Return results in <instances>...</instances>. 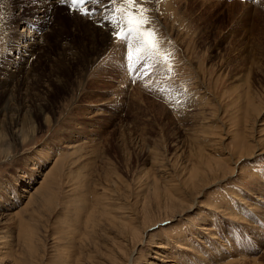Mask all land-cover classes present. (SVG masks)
I'll use <instances>...</instances> for the list:
<instances>
[{"label": "rangeland", "instance_id": "1", "mask_svg": "<svg viewBox=\"0 0 264 264\" xmlns=\"http://www.w3.org/2000/svg\"><path fill=\"white\" fill-rule=\"evenodd\" d=\"M1 1L0 98L34 131L10 141L7 96L0 264H264V0L146 2L156 54L119 0Z\"/></svg>", "mask_w": 264, "mask_h": 264}, {"label": "snow or ice", "instance_id": "2", "mask_svg": "<svg viewBox=\"0 0 264 264\" xmlns=\"http://www.w3.org/2000/svg\"><path fill=\"white\" fill-rule=\"evenodd\" d=\"M61 3L64 0H60ZM102 0H71L74 9L81 12L84 16H89L90 10L81 7L85 3L99 4ZM118 0H109L110 4H116ZM151 0H119L120 7L113 9L119 11L120 19L116 28L119 31L113 32L114 36H119L120 31L124 32L121 39L125 42L135 41L136 44L143 49L146 54H156L161 51L160 44L163 37L157 35V29L152 26L153 22L148 16L149 9L143 5ZM159 3L160 0H155ZM166 59L170 58V54H165ZM171 71V68L168 69ZM138 71V69H137Z\"/></svg>", "mask_w": 264, "mask_h": 264}, {"label": "bare ground", "instance_id": "3", "mask_svg": "<svg viewBox=\"0 0 264 264\" xmlns=\"http://www.w3.org/2000/svg\"><path fill=\"white\" fill-rule=\"evenodd\" d=\"M57 2H60V0H56ZM0 2H2L1 0H0ZM2 4V3H1ZM1 7V6H0ZM42 9V8H41ZM3 10V9H2ZM3 12V11H2ZM107 13V12H106ZM104 15V14H103ZM108 16V15H107ZM100 18V17H99ZM93 19V18H92ZM107 19H109V18H107ZM92 22V21H91ZM94 23V22H93ZM107 23V22H106ZM94 25V24H93ZM96 25H98V24H96ZM112 26V25H111ZM101 27V26H100ZM105 29H106V27H105ZM109 29V28H108ZM23 32V31H22ZM109 32H111V31H109ZM105 34H106V32H104ZM110 34V33H109ZM108 34V35H109ZM99 37V36H98ZM102 38V37H101ZM100 39V38H99ZM98 40V39H97ZM31 52V51H30ZM30 55H32V54H30ZM30 59V58H29ZM37 66H39L38 64H37ZM20 68H22V66L20 65V64H17V70L18 69H20ZM24 69H26V68H24ZM23 69V70H24ZM37 69V67H35V69H28L27 68V70H26V72L27 71H29V73H32V72H35V70ZM39 69V68H38ZM26 76H28V75H26ZM23 84L24 83H22L21 85H20V88L23 86ZM9 85V84H8ZM7 87V86H6ZM15 88L13 89V90H10L9 92H7V93H5L1 98H0V104L1 103H3L4 105L5 104H7L6 102H5V100H6V98H7V96H8V99H9V101H8V105L6 106H4V108L2 109V113L3 112H5V111H9L10 113H12V116L14 117L13 119H11V121H12V124L11 125H9V126H7V128H6V132H7V135H8V137H10V141L11 142H15L16 140H20V139H22V140H26L27 138H30V136L28 135L29 133H27L28 131L30 132H33L34 130V128H32V127H30V129L27 131V130H25L24 129V127L23 126H20L19 125V123H18V118H19V112H20V105H21V95L19 94V86H17V85H15L14 86ZM201 88H203V87H201ZM205 93V92H204ZM7 99V100H8ZM258 111V110H257ZM0 112H1V110H0ZM8 113V112H7ZM6 115V114H5ZM9 115V114H8ZM9 117H10V115H9ZM212 117V116H211ZM255 118V117H254ZM9 119V118H8ZM28 121H30V120H28ZM31 135V134H30ZM213 143V142H212ZM9 148H10V143L9 142H7V141H5V139H2V136L0 137V157L3 155V154H6L5 152H7V151H9ZM243 151V150H242ZM246 152V151H245ZM198 154H200V152L198 153ZM201 155H199V157H200ZM240 156V155H239ZM204 156H202L201 158H203ZM248 157V156H247ZM214 158V157H213ZM204 159V158H203ZM205 160V159H204ZM214 160V159H213ZM201 162H203V163H207V161H201ZM220 162V161H219ZM221 163V162H220ZM208 164V163H207ZM206 164V165H207ZM212 165V164H211ZM213 166V165H212ZM216 166V165H215ZM227 166V165H226ZM201 167V166H200ZM224 167V166H223ZM201 169H203V168H201ZM211 166H210V164L209 165H207V171L209 170L210 172H212L211 171ZM213 170V169H212ZM230 171V170H229ZM206 172V171H205ZM171 173V172H170ZM192 173V172H191ZM231 173V172H230ZM208 174V173H207ZM206 174V175H207ZM223 174V173H222ZM226 174V173H225ZM219 175V174H218ZM150 177V176H149ZM153 177V176H152ZM195 177H197L196 176V174L195 173H192V174H190L189 175V178H190V180L191 179H193V178H195ZM206 177V176H205ZM54 178V177H53ZM207 178V177H206ZM212 177H210V179H211ZM55 179V178H54ZM53 179V180H54ZM203 179V178H202ZM217 179H219V178H217ZM51 180H52V178H51ZM212 181V180H211ZM214 181H215V178H214ZM47 182H50V181H47ZM151 184H149V182H148V185L146 184L145 186H147V187H151L152 186V189H153V192H155L158 188H159V186L157 187V188H155L156 186H157V184H158V180L156 179V178H153V180H151ZM173 182V181H172ZM51 183V182H50ZM193 183H194V181H193ZM48 184L49 183H47L46 184V186H48ZM183 184V183H182ZM211 185H213V184H211ZM45 186V187H46ZM193 186V185H192ZM209 186V185H208ZM47 189H48V187H46ZM146 188V187H145ZM168 188V187H167ZM185 188V187H184ZM190 188V187H189ZM194 188H195V185H194ZM51 189V188H50ZM44 190H46L45 188H44ZM47 191V190H46ZM138 191V190H137ZM149 191V190H148ZM160 191L162 192V190L160 189ZM172 192V191H171ZM52 193V192H51ZM169 193V192H168ZM174 193V192H173ZM43 195H44V193H42ZM45 194H47V193H45ZM49 194H50V192H49ZM170 194V193H169ZM51 195V194H50ZM45 196V195H44ZM163 196H165V195H163ZM163 196H159V198L160 197H163ZM31 197V198H30ZM46 197V196H45ZM166 197V196H165ZM33 198V193H31V195L29 196V199H30V201H32V202H29L28 204H34V202L36 201L34 198V200L32 199ZM37 198V197H36ZM49 198V197H48ZM153 198H155V197H153ZM158 198V199H159ZM161 199V198H160ZM38 200H39V198H38ZM156 200H157V198H156ZM166 200V199H165ZM168 200V199H167ZM163 202H164V200H163ZM166 202V201H165ZM172 202V201H171ZM163 207V206H162ZM165 208H168V207H165ZM175 208V207H174ZM177 208V207H176ZM175 208V209H176ZM124 210V209H123ZM146 211V210H145ZM123 212V211H122ZM104 213L106 214V211H104ZM125 213V212H124ZM145 213V212H144ZM146 215V214H145ZM149 215V214H148ZM144 217V216H143ZM211 217V216H210ZM121 218H123V217H121ZM150 218V217H149ZM134 219H136V218H134ZM133 219V220H134ZM152 219V218H151ZM122 220V219H121ZM126 220V219H125ZM146 220H148V219H146ZM135 221V220H134ZM121 226L120 227H118V229H119V231L121 232V233H123L124 231V227H123V224H125V221H124V219L121 221ZM131 224H132V222H131ZM135 224V223H134ZM150 224V223H149ZM145 226V225H144ZM126 227V226H125ZM134 228H136V227H134ZM139 228V227H138ZM203 228V227H202ZM125 233V232H124ZM132 233V235H134L135 237H137L138 236V233H135V231L134 232H131ZM135 233V234H134ZM235 235H236V233H235ZM34 236V235H33ZM129 236V235H128ZM132 237V236H131ZM34 238V237H33ZM133 238V237H132ZM238 238V237H237ZM121 240V239H120ZM162 240V239H161ZM85 241V240H84ZM89 241H91V240H89ZM241 242V241H240ZM90 243V242H89ZM237 243V242H236ZM81 244H83V240H82V243ZM241 245V244H240ZM246 245H247V243H244V246L246 247ZM161 246V245H160ZM82 247H83V245H81L80 246V249H79V254H82L83 253V249H82ZM243 249H245L244 247H241L240 248V250L242 251ZM117 250V249H116ZM118 251L120 252L121 250H120V248H119V250H117V252H116V254L118 253ZM162 255V254H161ZM71 255H70V253L69 252H67L66 254H65V257H66V259L68 258V257H70ZM120 258V257H119ZM228 258V257H227ZM62 262L60 263V264H63L64 262H66V264H70V262H69V259H67V261L66 260H64V262H63V260H61ZM80 262H81V260L80 259H77L76 260V264H80ZM129 262V261H128ZM131 263V262H130ZM230 264H231V261L229 262ZM228 263V264H229Z\"/></svg>", "mask_w": 264, "mask_h": 264}]
</instances>
